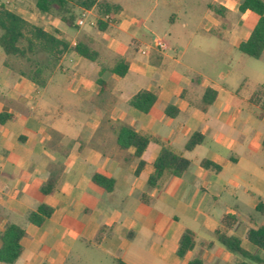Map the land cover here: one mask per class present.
I'll use <instances>...</instances> for the list:
<instances>
[{"label": "crops", "instance_id": "crops-1", "mask_svg": "<svg viewBox=\"0 0 264 264\" xmlns=\"http://www.w3.org/2000/svg\"><path fill=\"white\" fill-rule=\"evenodd\" d=\"M105 1L121 6L106 30L77 26L81 8H74L73 25L40 11L39 21L19 13L69 42L43 87L0 47V115L14 117L0 123V233L9 223L25 230L13 264L238 263L215 230L224 216L237 218L228 234L255 251L246 233L264 225V110L260 116L250 101L264 87V52L253 58L238 50L259 16L240 12L242 0ZM89 12V20L100 19L96 6ZM155 39L165 49L141 54ZM76 43L97 59L72 51ZM120 61L128 65L123 77L110 71ZM207 89L210 104L203 102ZM142 90L157 94L148 113L128 105ZM168 105L179 110L176 117L166 115ZM122 125L159 139L190 167L150 187L160 145L150 142L137 158L133 147L118 146ZM196 132L203 142L186 150ZM203 160L220 170L204 168ZM57 174L55 191L43 194ZM94 175L112 179L113 190ZM40 205L53 213L36 226L27 215ZM185 231L194 234V247L180 257Z\"/></svg>", "mask_w": 264, "mask_h": 264}, {"label": "trees", "instance_id": "trees-1", "mask_svg": "<svg viewBox=\"0 0 264 264\" xmlns=\"http://www.w3.org/2000/svg\"><path fill=\"white\" fill-rule=\"evenodd\" d=\"M38 11L60 18L69 25H73L76 17L74 8L90 10L96 6L99 15H115L121 10L120 5L111 4L105 0L96 2V0H36ZM240 12L250 10L259 16V20L251 32L249 38L239 44L238 50L253 58H260L264 52V0H242ZM97 27L100 30H106L108 22L98 20ZM0 47L6 56L15 57L22 63L27 64L23 69L22 75L33 81L39 87H43L47 81L45 74L57 68L61 58L69 47V42L61 38L56 30H44L41 26L25 19L15 10L8 9L0 3ZM76 54L95 61L97 53L85 44L76 43L72 48ZM119 77L125 76L128 71V65L120 61L110 70ZM214 92L210 89L205 91L203 102L210 104L211 99L208 95ZM157 101V94L142 90L135 94L128 105L144 113H148ZM250 101L260 107V116L264 110V87L260 86L252 94ZM179 110L173 105H168L165 109L167 116L176 117ZM14 117L7 114L0 115V123L7 120H13ZM204 137L201 133H194L187 141L186 150H193L201 144ZM150 142H156L160 145V151L153 162V172L148 178V185L152 188L160 187L163 180L169 176L181 177L190 167V161L173 151L168 145L159 139L142 135L128 126H120L117 132V143L121 149L133 147L135 156L141 158ZM145 163L139 161L136 169V175H139ZM202 166L206 169L219 171L220 167L216 164L203 160ZM59 175H51L50 178L41 186L43 194H51L55 191ZM93 181L104 188L106 191H112L114 181L101 175H94ZM53 213V208L47 205H40L35 211L28 213V221L36 226H41ZM238 222L233 216H224L220 226L215 230V235L220 244L228 251L241 257V261L235 264H264V225L249 228L246 233V239L255 247V251H249L242 246V240L228 232ZM25 235V230L16 224L9 223L0 233V262L7 264L15 263L21 255V240ZM98 236V240H99ZM194 247V234L191 231H185L183 234L177 255L182 257L185 253ZM114 264H127L120 259H115ZM188 264H202L200 259H194Z\"/></svg>", "mask_w": 264, "mask_h": 264}, {"label": "built area", "instance_id": "built-area-1", "mask_svg": "<svg viewBox=\"0 0 264 264\" xmlns=\"http://www.w3.org/2000/svg\"><path fill=\"white\" fill-rule=\"evenodd\" d=\"M11 3V0H5L4 5L7 7ZM89 10L83 9L81 14L76 20V24L79 27L85 26V25H96L97 24V19L89 20L88 15H89ZM100 20L105 21V22H111L112 21V16L109 14H106L104 16L100 17ZM165 43L161 39H155L151 44L146 46L143 50H141V54L145 55L148 53L150 49L157 48L160 50L165 49Z\"/></svg>", "mask_w": 264, "mask_h": 264}, {"label": "rangeland", "instance_id": "rangeland-1", "mask_svg": "<svg viewBox=\"0 0 264 264\" xmlns=\"http://www.w3.org/2000/svg\"><path fill=\"white\" fill-rule=\"evenodd\" d=\"M5 0H0V3L4 4ZM36 0H11V3L7 6L10 10H15L18 13H23L24 15L32 16L34 21H39L38 10L35 5ZM132 2V0H129ZM23 69L27 68L26 63H22Z\"/></svg>", "mask_w": 264, "mask_h": 264}]
</instances>
